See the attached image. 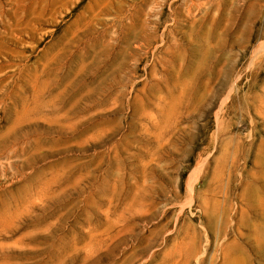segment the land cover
Segmentation results:
<instances>
[{"label": "rangeland", "instance_id": "rangeland-1", "mask_svg": "<svg viewBox=\"0 0 264 264\" xmlns=\"http://www.w3.org/2000/svg\"><path fill=\"white\" fill-rule=\"evenodd\" d=\"M0 264H264V0H0Z\"/></svg>", "mask_w": 264, "mask_h": 264}]
</instances>
